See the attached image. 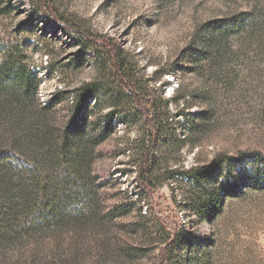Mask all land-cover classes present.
Here are the masks:
<instances>
[{
  "label": "rangeland",
  "instance_id": "rangeland-1",
  "mask_svg": "<svg viewBox=\"0 0 264 264\" xmlns=\"http://www.w3.org/2000/svg\"><path fill=\"white\" fill-rule=\"evenodd\" d=\"M106 46L133 63L163 126L151 196L137 179L152 130ZM10 54L39 86L24 107L14 88L0 95V176L16 188L0 264H264V185L248 180L264 164L252 162L264 157V0H0V82ZM84 87L97 95L88 138L113 130L87 139L74 170L64 132ZM188 170L209 178L199 188Z\"/></svg>",
  "mask_w": 264,
  "mask_h": 264
},
{
  "label": "trees",
  "instance_id": "trees-1",
  "mask_svg": "<svg viewBox=\"0 0 264 264\" xmlns=\"http://www.w3.org/2000/svg\"><path fill=\"white\" fill-rule=\"evenodd\" d=\"M75 32L79 33L76 30ZM219 33L221 32H218V34ZM79 34L82 35L81 38L85 39L84 43H86L87 41L88 42L95 41L93 38L89 36L86 37L83 33H79ZM106 49L109 51L108 59H109V64H111L112 72L114 73V76L117 79L121 88V96L124 97L125 99L127 98L131 104L132 103L137 104L141 109V111L147 114V123L152 130L153 138H150L151 139L150 144L145 143L144 146L145 151L141 161L139 176L137 179L140 188L143 189V191L147 195L151 196L156 192L157 189L156 181L158 180L159 182V180H163L164 177L160 175L158 169H156V165L158 164L155 160L157 142L159 136L162 135V133L164 132L162 130L163 126L156 125L155 119L151 118L150 112H148L144 108V101H151V100L148 99L150 96H146V90L144 89L143 84H141L138 78L137 70L135 69L133 63L125 57V53L121 48L119 47L111 48L110 46L108 47L106 46ZM2 71H3L2 73H7V75L5 74L6 76L4 78V81L0 82V95L2 94V90L6 89L7 87L9 89L14 88L13 91L16 90L20 92L18 103L22 104L23 107L29 105L28 103L30 99L33 96H35V93L38 89L39 81L33 75H31V73H28L26 71L23 65V59L18 54L8 55L5 60V64ZM93 99L97 103V95L92 87H88V88L84 87L79 90V94L77 97L76 116L72 119L71 122H69V125L67 126L64 132L63 147L65 149H70V151L67 152L69 153L67 154V159L68 158L71 159L70 161L69 160L68 161L70 167H72L74 170L79 169L80 165L83 162L81 156L85 155L86 152L89 151L88 140L90 141V144L94 147L98 144V142L107 139L113 130L112 127L109 126L110 124H107L106 128L103 129V131L99 134L98 137L88 138L87 131L89 127L88 124L86 123L89 122L87 117V110L90 101H92ZM151 103L154 104V102L152 101ZM49 109H51V106H49L48 108H44V111ZM203 116L204 114L202 115V117ZM187 122L192 124V129H193L194 120L189 119ZM1 155H3L2 156L3 158L0 159V164L2 163V160L5 159L6 157L5 153H1ZM259 157L260 154H254L252 157V162L255 161L254 159H256L257 161H262V163H264V157L261 158ZM252 171L253 174H251L248 178L249 185L251 187H258L264 185V164L258 166L257 168H254ZM33 172L38 173L40 172V170L33 167ZM208 175L209 174L205 172L204 174H200V172L196 170H188L181 173L183 179H185L189 184L192 181H194V183H196L199 188L202 186V183L209 178ZM8 178L9 177L6 176H2V177L0 176V225L3 224L4 221L6 220L5 212L8 209L10 211H13V205H12L13 203H9L7 205H4L2 203L4 200L8 202L14 200L13 195H15L14 192L16 191V188L13 182L11 181V178L10 180H8ZM31 188H33V186ZM28 189H30V187ZM231 189H232L231 186H228L225 188V192L229 193L231 192ZM17 190L20 191L18 192L19 194L24 196L25 189L23 188V186L19 185ZM192 201H193L192 207L194 209H198V211L201 212L200 215L203 217V219H207L208 214H205L206 211H204L207 208L201 206V203H203L204 200L198 198V194H195L192 197ZM26 207L30 208L31 206H26ZM19 210L21 209L19 206H17L14 211L17 213ZM178 237L180 238V236Z\"/></svg>",
  "mask_w": 264,
  "mask_h": 264
}]
</instances>
